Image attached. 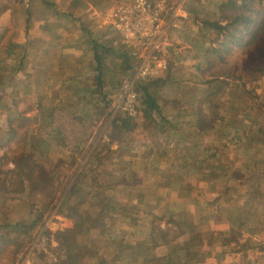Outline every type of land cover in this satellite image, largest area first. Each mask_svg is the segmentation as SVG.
<instances>
[{
	"label": "rangeland",
	"instance_id": "obj_1",
	"mask_svg": "<svg viewBox=\"0 0 264 264\" xmlns=\"http://www.w3.org/2000/svg\"><path fill=\"white\" fill-rule=\"evenodd\" d=\"M86 1L49 0L71 13L61 16L42 0H0V238L8 239L0 264H147L125 256L128 246L147 242L150 264H228L237 251L244 264H264V77L220 87L202 73L216 33L191 24L183 30L184 63L169 57L171 67L159 74L166 82L148 83L167 127L145 128L138 116L123 130L115 125L123 116L117 88L98 87L90 41L121 45L105 12L131 0H89L91 13ZM221 1L187 0L185 8L205 22L218 18ZM72 42L88 50L65 59ZM245 57L237 48L218 68L241 67ZM104 60L107 83L131 74L115 54ZM210 94L203 107L214 126L202 133L196 110ZM18 155L25 159L16 170ZM76 220L81 232L71 249L63 235ZM154 223L168 228L170 244H154Z\"/></svg>",
	"mask_w": 264,
	"mask_h": 264
},
{
	"label": "trees",
	"instance_id": "obj_2",
	"mask_svg": "<svg viewBox=\"0 0 264 264\" xmlns=\"http://www.w3.org/2000/svg\"><path fill=\"white\" fill-rule=\"evenodd\" d=\"M42 1L48 7H53V9L57 8V5L54 2H49V0ZM217 9V19L205 22H202V20L200 21L202 24L204 23V25L201 24L203 26H201L203 30L204 28H207L210 31L214 30L216 33L215 37L212 40V46L208 47L204 52V60L202 62L204 68H202V73L206 76H210L212 80L220 82L219 86L222 88H225V86L230 84L229 79L231 78H234L235 81L239 82H257L258 80L260 81V79L264 77V0H223L219 3ZM31 11V8L28 7V19L33 14ZM55 12L60 14L61 16L71 15V13L67 11ZM46 22L47 25H51L52 21H49L47 19ZM119 39V43L121 45L117 44V42L115 41L114 45L110 46V48L109 46H107V42H104L106 41L105 38H103L102 40L92 38L90 41L91 48L94 51L95 65L98 70V75L96 76V79H98L99 81V88H104L105 86L110 84V86H112L113 91L114 89L118 88L122 83L121 81L115 82L114 80H111L109 83H107L104 80L103 70L105 63V54H107V56L109 53L115 54V58L122 62L126 70H130L133 68L134 60L128 54L129 48L120 38V36ZM116 47L119 49L120 52L122 51L123 54L113 52V48L115 49ZM237 48L241 49L246 55L241 67L235 66L234 68H218V66H223L228 63V58ZM100 50H104V54L100 52ZM150 82L153 84H158L165 83L166 80L162 79L160 75H158L155 77H150L144 81H139L137 83L136 90L138 92V116L142 117L141 123L145 126V128H148L149 126L156 129H158V127L161 128V126H163V128L167 127L165 124H163L164 122H160V119L162 120L163 118L162 108L158 104L156 97L150 91V88L148 86V83ZM215 94L207 95V98L200 101V104L197 107V128L198 131L200 130L202 131V133H207L209 129H212L214 126L212 120L208 118V114L205 112L203 105L206 101L213 100L214 97L212 95ZM121 114H123V116L117 117L118 122L115 123V125L119 126L123 130L129 129L131 122H133L134 118L130 117L124 111H122ZM157 114L159 117H156ZM25 120L28 119L25 118ZM14 121L19 122V120H10V125H14ZM163 121H166V119H163ZM22 125H24V123ZM11 132L13 136H16L17 133L15 129H11ZM237 136L242 137L241 134H237ZM24 159V155L16 156V159L14 160L17 166L16 170H19L18 168L20 167V162H24ZM212 167L213 166H211V168ZM16 170L12 172L17 173ZM6 172H8L7 179L12 183H15V177L10 178V174L12 172ZM18 174L20 175L21 173L18 172L17 174H15V176H17ZM110 174H112V172H110ZM68 207H70L68 210H74V213H76L75 206L67 205L66 208ZM66 215L70 217L73 221H75L76 215H72L70 213L68 214L67 212ZM149 231L151 240L154 242L155 245H159V243L161 242L164 244H170L171 241H173L169 237L170 232L168 228H163L162 226H158L156 225V223H154L151 224ZM80 232L81 224L76 220L74 228L65 231V235H63V237H65L64 243L66 242V244H69L67 245L68 248H70V246L71 249H73L74 247L76 248L75 237ZM63 237L60 236V238ZM70 237L71 239L69 240ZM175 237H177V235ZM7 241L8 239L5 237L0 238V252L3 251L5 248V246H2V244H5V242ZM128 247L132 248V252L130 254H125V256H131L132 262L139 261L140 257H143L144 261H146L147 264H150L151 259L154 258V256L151 257L150 255L151 247L148 242L136 243L132 244L131 247ZM119 252L121 254L124 253L125 250H121Z\"/></svg>",
	"mask_w": 264,
	"mask_h": 264
},
{
	"label": "built area",
	"instance_id": "obj_3",
	"mask_svg": "<svg viewBox=\"0 0 264 264\" xmlns=\"http://www.w3.org/2000/svg\"><path fill=\"white\" fill-rule=\"evenodd\" d=\"M186 1L177 0L169 7L166 0H131L116 3L105 12L106 23L119 32L134 60L131 74L114 95V105L132 118L139 115L137 83L169 68L168 24L171 18L188 15Z\"/></svg>",
	"mask_w": 264,
	"mask_h": 264
},
{
	"label": "crops",
	"instance_id": "obj_4",
	"mask_svg": "<svg viewBox=\"0 0 264 264\" xmlns=\"http://www.w3.org/2000/svg\"><path fill=\"white\" fill-rule=\"evenodd\" d=\"M84 7H85V9H87V12H89V13H91L93 11L94 12L97 11L96 10V5L93 4L89 0L86 1ZM90 21H88L89 26H91V27L94 26V22L93 21L90 22ZM44 23H46V22H43V21L40 22V21H38L37 24H36L37 25V28H39L40 26L42 27V26L46 25ZM57 24H58L57 22H51V26H54V25H57ZM60 24H62V26H65L66 25V21H64V19H63V22H61ZM191 24H193L195 26V28L197 29V31H199L200 28H198V24H201L200 23V20L199 19H196L195 17H193L192 13L189 10H188V15L186 17H180V16H178L177 18H171L170 19L169 24H168V32L170 33V36L171 37L174 36V37H172V39H173L172 42L169 41L170 42V46H169V50H170L169 57H170V60H171V56H172V58H174L176 62H179L180 64L184 63V59L186 58V56H182V54H183L182 53V50H184L187 47V43L185 44V42L183 41L184 36H185V33L183 32V30L184 31H188V27ZM94 27H96V25ZM175 30L177 31V37H175V33H174V32H176ZM67 35H69V39H71V33H69ZM168 35H167V37H168ZM66 38H68V36H65V39ZM59 44H61L60 41H59ZM75 44H76V42H72V44H67V46H65L66 49H67V53H69L71 55L70 57L69 56L65 57V59L66 58L69 59V60L70 59H74V56L71 53H79L80 52L79 51L80 49L81 50L82 49L83 50H88L87 48L82 47V45H80V44H76V45ZM78 47H80V49ZM80 55L81 54H79V57H82ZM52 58H57V57L54 56ZM77 60L79 62L82 61L81 58H79ZM170 67H171V61L169 62V68ZM210 234L212 235L211 232H210ZM164 246L167 247L168 245H164ZM158 248H160V247H155V251H157ZM261 249L264 250V247H261ZM237 252H239V254L236 253L234 260H232L231 262H228V264H240V263H243L244 264L245 263L244 262L245 256L243 255L244 252H241V251H237ZM156 258L158 260H160L159 257H156ZM257 258H258V256L256 258H253L250 263H252V262L255 263L256 260H257ZM248 261H250V260H248Z\"/></svg>",
	"mask_w": 264,
	"mask_h": 264
}]
</instances>
